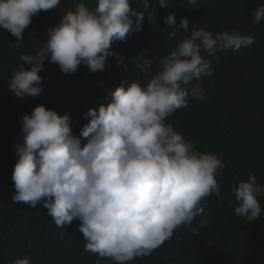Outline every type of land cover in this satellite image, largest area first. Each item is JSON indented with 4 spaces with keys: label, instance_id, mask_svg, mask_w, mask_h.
Returning a JSON list of instances; mask_svg holds the SVG:
<instances>
[{
    "label": "clouds",
    "instance_id": "clouds-1",
    "mask_svg": "<svg viewBox=\"0 0 264 264\" xmlns=\"http://www.w3.org/2000/svg\"><path fill=\"white\" fill-rule=\"evenodd\" d=\"M143 11L130 0H84L47 28V41L34 54L22 53L21 66L12 70L9 89L18 98L42 93L44 61L58 64L65 74L81 64L93 73L103 71L109 56L121 57L112 49L133 31L142 30L149 0H140ZM62 0H0V29L23 40L24 30L40 11L61 5ZM167 7L166 0H158ZM189 6L197 0H187ZM253 20L264 19V5L253 12ZM165 25L172 40L179 29L189 31L190 20L169 12ZM251 34L235 29L213 34L193 28L160 61L159 70L146 84L125 80L111 91V100L90 107L79 136L72 130L68 113L37 104L21 118L22 142L15 146L18 159L12 180L14 202L35 207L42 203L57 227L80 221L85 251L97 254L96 264L109 259L127 264L148 256L170 239L181 225L191 228L204 214L202 201L215 193L216 179L224 164L213 152L199 151L192 141L176 131L167 118L187 107L190 99L203 100L202 79L212 75L209 60L220 50L239 51L253 43ZM31 65L25 68L24 65ZM153 60L135 63L141 72L151 71ZM82 141H86L82 143ZM247 180L233 186L235 214L251 222L262 215L259 197L264 186L249 172ZM207 221L201 219L203 227ZM13 264H30L27 257Z\"/></svg>",
    "mask_w": 264,
    "mask_h": 264
},
{
    "label": "trees",
    "instance_id": "trees-1",
    "mask_svg": "<svg viewBox=\"0 0 264 264\" xmlns=\"http://www.w3.org/2000/svg\"><path fill=\"white\" fill-rule=\"evenodd\" d=\"M79 2L62 0L59 7L40 11L24 30L22 41L16 42V37L0 29V264H13L24 257L30 264H96L99 259L85 251L78 219L60 228L42 203L32 207L13 201L16 190L12 173L18 159L15 146L23 139L22 116L42 103L61 115L68 113L73 133L79 136L90 119L85 115L90 107L109 103L111 91L125 80L138 79L146 84L159 70L161 59L193 28L213 34L235 29L254 37L251 45L239 51L220 50L216 56L201 52L212 67V75L201 81L204 99H190L187 107L167 118L199 151L213 152L220 158L224 164L223 173L216 176L220 196L213 193L202 201L204 214L191 225L195 234L181 225L151 255L127 264H264V211L251 222L237 216L232 193L233 186L249 178V172L264 186V19L257 24L252 15L264 0H197L193 6L187 0H166L167 7L149 0L142 30L112 44L121 62L109 56L103 71L93 73L81 64L75 73L65 74L58 64L50 62L49 53L40 72L42 93L16 97L8 82L12 70L21 66L20 55L34 54L47 41V28L68 10L74 11ZM84 2L95 7L96 0ZM130 3L133 9L143 11L140 0ZM169 12L175 14L177 27L181 17L190 20L189 31L178 27L172 40L168 39L171 28L164 20ZM145 58L153 60L152 69L141 72L135 63ZM258 199L264 210V195ZM201 219L207 221L203 227ZM101 264L116 262L104 259Z\"/></svg>",
    "mask_w": 264,
    "mask_h": 264
}]
</instances>
